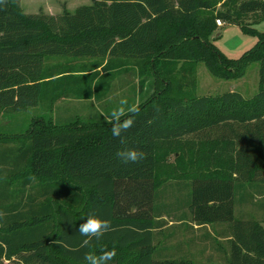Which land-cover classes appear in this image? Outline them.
I'll list each match as a JSON object with an SVG mask.
<instances>
[{
    "label": "trees",
    "instance_id": "16d2710c",
    "mask_svg": "<svg viewBox=\"0 0 264 264\" xmlns=\"http://www.w3.org/2000/svg\"><path fill=\"white\" fill-rule=\"evenodd\" d=\"M15 3L0 4V112L99 94V71L47 65L58 56L149 58L161 87L138 104L124 144L106 121L44 126L37 119L19 141L0 135L12 143L0 145V264H85L86 252L113 248L109 264H194L156 241L171 208L157 203L155 171L160 149L178 152L191 135L212 131L204 167L177 182L186 190L182 203L193 221L227 223L230 253L223 264H264L263 224L234 212L238 180L261 181L264 193V69L251 97L238 91L176 97L166 82L170 70L162 67L192 59L217 77L238 79L251 62L264 63V31L242 20L255 12L264 17V0H91L59 14L28 13ZM219 3L227 7L219 10ZM217 18L258 34L255 46L238 58L224 55L210 41ZM123 148L146 157L122 163L115 153ZM90 213L110 220L113 230L80 247L85 237L77 229Z\"/></svg>",
    "mask_w": 264,
    "mask_h": 264
},
{
    "label": "rangeland",
    "instance_id": "374dc122",
    "mask_svg": "<svg viewBox=\"0 0 264 264\" xmlns=\"http://www.w3.org/2000/svg\"><path fill=\"white\" fill-rule=\"evenodd\" d=\"M90 2L91 0H17L15 4L28 13L43 10L51 14H59L63 10L73 11L79 5ZM226 7V4L219 3L217 5L219 10ZM242 20L254 25L258 30L264 31V17L261 13L243 15ZM223 23L210 36V41L224 55L238 58L257 43L258 34L244 32L239 24L224 21ZM107 61L111 64L109 71L104 67ZM150 62L149 58L138 59L122 56L118 58L115 56L104 58L91 56L52 57L47 61L48 66L60 64L59 69L73 66L77 73L81 72V74L99 71L100 74L96 82L99 85V94L97 93L91 99L79 98L74 95H68L58 100L44 99L36 107H27L20 111L0 112V135H7L10 139L19 141L21 140L19 137L29 133L33 121L37 119L44 126L49 120L53 124H63L64 126L76 121L79 122L78 124L80 122L88 124L105 122V117L119 106V101L122 98H126L130 105H138L154 94L155 85L158 88L161 87L158 78L152 73ZM162 67L170 70L171 82L166 80L167 85L170 86V95L192 97L238 91L244 97H251L260 87L261 68L264 69V63L251 62L245 74L238 79L217 77L208 70L204 62L192 59L163 61ZM143 80H145V84L142 89ZM35 127L38 129L40 125L37 124ZM16 136L18 138H15ZM215 137L216 132L214 131L202 132L199 135H191L185 140V148H180L178 152L160 149L159 154L162 160L155 171V178L160 183L157 203L168 204L167 207L171 208V214L175 208H180L173 216L170 214L171 216L163 217L166 223L160 229H156V241L170 247L172 253L176 251V253L191 258L194 264H223L230 253L227 223L193 221L190 212L182 203L186 190L181 189L183 188L182 184L177 183L204 167L205 160L203 158L206 156L204 141L212 140ZM11 144L9 141H0V145L3 146ZM23 175L24 173L20 176ZM259 182L261 181L238 180L239 200H236L234 212L237 217H253L264 226V193H258ZM240 194L244 196L243 201H241ZM182 213L187 216L183 217ZM3 264L21 263L4 261Z\"/></svg>",
    "mask_w": 264,
    "mask_h": 264
},
{
    "label": "clouds",
    "instance_id": "9594fccd",
    "mask_svg": "<svg viewBox=\"0 0 264 264\" xmlns=\"http://www.w3.org/2000/svg\"><path fill=\"white\" fill-rule=\"evenodd\" d=\"M6 3V0H0V4ZM140 108L137 104H129L126 98L119 101V106L114 108L108 116L106 122L111 124V133L114 138H119L120 143L124 144L123 134L128 132L135 124L134 116L137 115ZM117 159L122 163H137L146 157V153L135 148L118 149L115 153ZM3 214L0 213V216ZM113 230L111 221L102 219L94 213H90L87 218L79 224L78 233L85 237L80 247H89L92 240L99 241L103 236ZM116 256V250L101 249L99 254L86 252L84 254L85 264H109Z\"/></svg>",
    "mask_w": 264,
    "mask_h": 264
},
{
    "label": "built area",
    "instance_id": "2783aa9c",
    "mask_svg": "<svg viewBox=\"0 0 264 264\" xmlns=\"http://www.w3.org/2000/svg\"><path fill=\"white\" fill-rule=\"evenodd\" d=\"M216 23H217L218 26H221V25L224 24L223 21H222V19H220V18H217L216 19Z\"/></svg>",
    "mask_w": 264,
    "mask_h": 264
},
{
    "label": "crops",
    "instance_id": "0c3cea01",
    "mask_svg": "<svg viewBox=\"0 0 264 264\" xmlns=\"http://www.w3.org/2000/svg\"><path fill=\"white\" fill-rule=\"evenodd\" d=\"M87 4H89V3H87ZM219 27H221V26H218V29H219ZM219 34V33H218ZM118 58V57H117Z\"/></svg>",
    "mask_w": 264,
    "mask_h": 264
}]
</instances>
